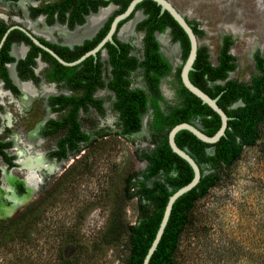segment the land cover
<instances>
[{
  "label": "rangeland",
  "instance_id": "obj_1",
  "mask_svg": "<svg viewBox=\"0 0 264 264\" xmlns=\"http://www.w3.org/2000/svg\"><path fill=\"white\" fill-rule=\"evenodd\" d=\"M47 1L39 0L41 3ZM170 1L191 22L197 23L202 31L198 36L199 44L206 47L211 64H217L223 37L235 35L230 53L235 58L236 69L228 78L249 84L251 77L258 73L253 53L258 50L264 59V0ZM25 5L26 1L16 5L0 0V20L7 24L24 22L45 37L62 41L56 34V26L59 25L50 29L42 27L44 17L35 21L30 19L23 12ZM256 13L261 15L263 21ZM165 32L169 40L163 44L158 41L163 54L174 64L171 73L161 79L163 99L160 104L166 111L179 103L174 73L181 66L182 57L178 44L171 42L167 30L156 35H165ZM129 34V37L133 35L132 29ZM133 43H139L137 37ZM176 45L177 51H174ZM133 53L138 55L140 51L135 48ZM104 76L106 80L109 77L106 68ZM131 78L132 85H143L141 72L133 73ZM30 88L33 95L22 107V99L15 104L16 99L1 101L0 141L13 143L14 140L13 148L22 170L16 169L19 166L16 164L12 169L13 177L9 174L4 179L0 177V187L5 189L1 192L0 200H6L7 204H12V209H17L0 222H7L35 201H40V211L36 219L33 217L34 222H22L18 233L10 237L0 234V264H125V247L120 242L105 244L101 236L108 224L110 211L118 202L123 206L122 216L128 225L136 224L152 211V204L136 192L138 181L142 178L139 173L147 165L142 153L154 149L158 142V135L147 127L150 107L145 115L146 128L123 137L120 135L118 113L112 106L114 96L107 88L99 89L95 95L103 99L104 113L100 114L94 108L78 113L81 128L90 135V141L80 143L78 150L68 152L64 159L45 156L48 161L44 153L55 149L56 141L65 129L50 136H43L39 132L38 135L39 120L46 112L48 119H60L66 110L57 112L45 107L44 97L38 95L53 93V88L66 93L69 91L62 84L44 86L39 92ZM4 95L0 93V96ZM36 96L38 98L29 106ZM262 144L264 128L257 145L245 147L239 160L222 176L220 182L197 201L194 211L196 220L181 236L175 255L176 264H264ZM7 152L15 155L11 148ZM26 158H38L39 162L28 167L24 164ZM4 164L0 157V167ZM69 168L72 169L71 173H67L62 185L43 199L50 193L54 182ZM209 171V168L205 170ZM154 179H163V176L160 174L149 179L147 184L150 185ZM15 181L25 186L24 194L21 193L22 185L18 186L22 195L15 193V185H12Z\"/></svg>",
  "mask_w": 264,
  "mask_h": 264
},
{
  "label": "trees",
  "instance_id": "obj_2",
  "mask_svg": "<svg viewBox=\"0 0 264 264\" xmlns=\"http://www.w3.org/2000/svg\"><path fill=\"white\" fill-rule=\"evenodd\" d=\"M91 1L96 2L97 0H69L70 3ZM146 1L153 4L156 11H147L149 17L145 22L154 21L155 26H151L148 33L146 57L140 64L146 66V74L150 77L149 81L152 90V119L150 127L152 132L158 135V142L150 152L142 153V156L148 161V165L144 171L139 173L142 175V178L138 181L136 192L152 204V211L141 218L136 224L128 225L124 222L122 216L123 206L118 202L111 209L108 224L101 236L102 242L105 244L113 245L120 242L125 247L127 250L125 264H142L159 227L168 197L175 190L187 184L193 177V170L188 162L171 150L167 138L168 131L178 123L193 122L197 119L204 133L213 135L221 123L219 115L207 104L202 103L200 98L191 93L183 85L180 78V67L176 69V75L174 76L176 95L180 99L179 103L169 107L166 111L159 104V100L162 99L158 88L159 77L169 74L171 66L159 53L158 43L154 39L152 31L154 29L162 30L165 26L170 25L173 30V39L179 40L181 43L183 60L188 55L190 45L187 34L170 13L168 11L160 13V6L155 1ZM53 7V5H50L39 9H49L51 11L37 12H48L49 21H52ZM75 16H77L78 22L82 23L84 21V16L79 11H75ZM61 18H64L63 13L61 14ZM193 30L197 35L202 34V31L197 29L196 25H193ZM95 43V40L86 41L84 46H76V58L85 49L93 47ZM230 43V37H224L220 47L218 63L215 66L208 60L206 47L200 46L193 62L194 69L189 71L191 82L208 95L215 97L220 94L217 104L225 110L230 119L227 121L225 134L214 144H209L198 139L186 129H182L176 133V144L180 148L188 149L189 153L200 166L201 177L196 186L175 200L162 236L148 264H176L175 255L181 236L192 223H195L194 211L197 201L208 195L210 189L220 182L222 176L227 174V171L239 160L245 147L256 146L258 140L261 138L264 128V59L259 53L255 54L256 67L259 73L252 77L249 84L235 79H227L228 72L235 68V58L228 52ZM124 46L128 47L127 44ZM45 54L51 57L49 53L45 52ZM92 58V56H89L82 61V66L75 71L77 76L69 80L72 88H82L84 90L81 97L78 99L66 96L51 98L53 104L57 101L61 102L59 107H56L57 110L68 107V112L62 120L51 119L48 122V126L42 131L43 134L49 135L65 129L64 135L57 142V150L51 153L52 156H56L57 158L65 157L67 148L74 149L77 147L79 141H86L88 139V135L81 130L80 124L77 121L79 105H85V101H91L94 106L101 109V101L91 98L95 87L102 85L99 77V64L97 66ZM53 60L58 66L64 68L55 59ZM131 60H133V66H135L137 64L135 58ZM112 62L114 65V78L111 80L109 86L117 94L115 108L120 111V118L123 120L122 133L139 131L140 115L145 111L147 97L140 89L131 91L125 89L123 83L126 80L122 79L120 75L121 62L119 61V54L112 56ZM87 63H90L91 67L93 66L89 78L78 75L80 72L87 70L85 66ZM150 70L153 71L152 75H149ZM3 73L6 76L4 68ZM6 79L9 82L7 76ZM217 80L224 82L222 84H209ZM236 101H241V104L231 108L230 106ZM84 108H87L86 105ZM7 146H9V142L0 143V155L7 162H10L11 157L4 152V148ZM212 146L214 147V151L207 153V148ZM260 150L264 151V144H262ZM207 168L211 171L205 172ZM71 170V168L66 170L54 182L50 193H47L43 199L50 196L52 191H55L57 187L62 185V180L67 173L70 175ZM160 174L163 176V179H154L150 185L147 184L149 179L155 178ZM39 203L40 201L32 202L7 222H0V234L3 237H10L11 234L18 233L22 222H34L38 216V211H40L38 209Z\"/></svg>",
  "mask_w": 264,
  "mask_h": 264
},
{
  "label": "flooded vegetation",
  "instance_id": "obj_3",
  "mask_svg": "<svg viewBox=\"0 0 264 264\" xmlns=\"http://www.w3.org/2000/svg\"><path fill=\"white\" fill-rule=\"evenodd\" d=\"M4 1L16 3V5H17V3H19L22 0H4ZM23 1L24 2L26 1V5L23 9L24 10L23 12H26L30 19H33L35 21V19H38L39 17H42V18L44 17V21H42V24L45 23L46 25L44 24L45 26L43 25L42 27H45L46 29H50L54 25H59L56 27H59V28L63 27L66 31L72 32L69 34H74L79 28L85 26L87 24V19L92 15L98 14L101 9H110V12L106 15V17L102 21V23L95 29V31L90 36L81 37L78 42H70V43L64 42V41H58L55 37H54L55 40L47 38V37H45V35H42L41 33H39V31L33 30L31 27H29L28 24H26L24 22L23 23L18 22V23L7 24L4 21L0 20V93L6 94L4 96H0V110H2V108H3V106H2L3 104L1 102L2 99L8 98L11 101L13 99H16V100H14V104L17 101L18 102L21 101L22 96H24V94H23L22 90L20 89V87L18 86L17 82L26 83L29 87L31 86L37 92L41 91L44 86L51 87L52 85L57 86L59 84H62V86L64 88H66L69 91V93L64 92V90H60V89L58 90V89L53 88V90H54L53 93H50L47 95H42V94L38 95V96L44 97L45 107H47V108L50 107L51 109H53L54 111H57V112L66 110V113L60 119H52V120H58V121L62 120L68 112V107H66L64 109L57 110L56 107H59L61 102L57 101L53 104L51 102V98L52 97L66 96V97H71L73 99H78L79 97L82 96V94L84 93V90L82 88H76V89L72 88L71 84L69 83V80L71 78H75L77 76L75 71H76V69H78L82 66V61H84L87 57L92 56L93 62L96 63L97 66L99 64V68H98L99 69V77H100V80L102 81V85L95 87V90H93V92H92L91 98H94V99L101 101L100 102L101 109H98L96 106H94V104H92L91 101L90 102L85 101V105L87 108H84L85 107L84 104L79 105V108L77 111V121L78 122L80 121L78 119V113L80 111L87 112L89 110V108H94L100 114L104 113L103 99L97 97L95 94L99 89L107 88L114 96L112 106H113L114 110L118 113L120 135H122L123 137L129 136V135L132 136L134 134L139 133L142 130V128L145 129L146 128L145 124L147 123V120L145 119V115H146L147 109L149 107L151 109V113H150L149 122L147 123V127L150 131H152V129L150 127L151 126L150 122L152 119V90H151V85H150V81H149L150 77H148V74H146V71H147L146 66L143 64H140V62L142 63L143 59L146 57L145 54H146V48H147V36H148L149 31H150V28H151V26L152 27L155 26L154 21H152V22L149 21L148 23L145 22L147 20V18L149 17V13L147 11H149V12L150 11H156L155 6H153V4H151L150 2H148L146 0H140L139 2L136 3L132 12L129 15L117 23L116 30L112 35L113 42L106 41L103 44V46L96 52L95 55L91 54V55L87 56L86 58H84L83 60H81L80 62H77L73 65H65V64H62L61 62H59L53 55H51V53H49L43 47L37 45L30 38L28 33L31 34L33 37H35L43 46L51 49L55 54H57L64 61L73 62V61L77 60L78 58H80L85 52L94 48L103 39V37L109 31L114 17L116 15L122 13L123 11H125L132 0H97L96 2L91 1V2H85V3H81V2L70 3L69 0H52V1L48 0L46 3H41V2H39V0H23ZM103 1H106V2H103ZM197 2H198V0H197ZM140 3H142V4H140ZM50 5L54 6L53 7V11H54L53 12V20L52 21H49L50 18H49L48 12H37V11H51L49 9L39 10L41 8H46ZM172 5L179 12H181L173 3H172ZM75 11H79L80 14L84 16V21L82 23L78 22L77 16H75ZM159 11H160V13H162L166 10L161 11V7H160ZM62 13L64 14L63 19L61 18ZM137 14H140L139 18L137 20H135L131 26L133 35H131L129 37V35H130L129 34L125 37V39H121L119 36L120 29L125 24H127L128 22H131L137 16ZM182 15L184 16L186 21L191 25L192 29H193V25H196L197 29H199L196 22H191L183 13H182ZM255 15H257V17H259V18L261 17V15L259 16L257 13ZM261 19H262V17H261ZM262 21H263V19H262ZM60 26H62V27H60ZM248 28H250L249 24H248ZM103 30H104V33H103ZM165 30L168 31L171 42L178 44L179 53L181 54V57H182V46H181V43L179 40L173 39V30H172V27L170 25L165 26L164 29H162V30L154 29L152 31L154 39L158 43L159 53L163 56V58H165L167 60V62L171 66V71H172L174 64H172L170 59L167 58L163 54V52L161 50V45L158 41L159 39H157L158 34L156 35L157 32H163ZM57 36H58V34H57ZM197 36H199V35H197ZM136 37L138 38L139 43H133V41L136 39ZM224 37H226V36H224ZM224 37H223V39H224ZM229 37L231 40V43H230V46H231L233 43V38H235V35L232 36L233 38L231 36H229ZM58 38H60V37L58 36ZM223 39H222V43H223ZM94 40L96 41V43L93 45V47H91L90 49H87V50L85 49V51L79 57L76 58V54H77V51H75L76 46H84L86 44V41H94ZM168 40H169V38H168ZM222 43H221V45H222ZM122 44H124V45L127 44L128 47H125ZM230 46L228 49L229 53H230ZM135 48L139 49L140 54L136 55L133 53V49H135ZM15 49L20 51L21 54L20 55L16 54L14 52ZM45 52L49 53L52 58L49 57V55H46ZM256 53H259V55L261 57H262V55L258 50L253 53L254 66H255V69L257 70V72L259 73V71L256 67V59H255ZM115 54H119V61L121 62L120 75H121L122 79L126 80L125 83H123L125 89L128 91L140 89L144 92V94L147 97L145 111L142 112L140 115V130L136 131V132H132V133H122L123 120H122V118H120L121 117L120 111L115 108V102H116V95L117 94H116V91L109 86L111 80L114 78V65L112 62V56H114ZM219 54H220V52H219ZM218 56H217V63H218ZM132 58H135V60H136L137 64L135 66H133L134 63H133V60H131ZM53 59H55L58 63L63 65L64 68H61V66H58L56 64V62H54ZM184 61L185 60H183V58H182V64L180 66V71H181V67H182ZM234 63H235V68H234V70H235L236 69L235 59H234ZM263 64H264V62H263ZM212 65H214V64H212ZM85 66H86L87 70L80 72L78 75L84 76L85 78H89L91 76V73H92L91 69L93 68V66L91 67L90 63L85 64ZM3 68L6 71V76L8 77L9 82L6 79V76H4ZM105 68L107 69V74L109 76L107 80L104 76V69ZM176 69H175L174 76L176 75ZM234 70H232V71H234ZM137 71L141 72V77H142V82H143V85H141V86L132 85L131 76L133 73H136ZM232 71H229L228 75ZM152 72L153 71L150 70L149 75H152ZM166 75H168V74H165V75H162L159 77L158 88H159L161 95H162L161 79ZM254 75H256V74H254ZM252 77H251V79H252ZM227 79H230V78H228V76H227ZM217 81H219V80H217ZM217 81L210 82L209 84L210 85L216 84ZM239 82H241V81H239ZM250 82H251V80H250ZM38 96H36L34 99L32 98L33 101L29 104V106L32 105V103L35 101L36 98H38ZM176 97H177V95H176ZM162 99H163V95H162ZM162 99L159 100V104H160V101ZM234 104H236V105L233 106ZM240 104H241V101H236L230 107L233 108V107H236ZM29 106H27L23 109H26ZM20 107H22V106H20ZM46 114H48V113L46 112L45 115L43 116V118L39 120L41 125L37 129L36 134H38V132L43 136H50V135L55 134V133H53V134L45 135L42 132L48 126V122L51 120V118L48 119L49 115L46 117ZM3 118L7 119L5 117H3ZM8 118H9V122H10V117L8 116ZM193 122L198 123V120L195 119ZM79 124H80V122H79ZM80 128H81V125H80ZM81 130H82V128H81ZM59 131H57L56 133H58ZM83 132L88 135V139L86 141H84V140L79 141L77 143V147L74 149L67 148L65 157L57 158L56 156H52V154H51L52 151L57 150V148H58L57 142H58L59 138H61L64 134L61 137H59L58 140L56 141L55 149L50 150L48 153H44V157L48 156L49 159L61 160V159H64L67 157L68 152H71V153L76 152L78 150L80 143H86V142L90 141V135L88 133H86L85 131H83ZM1 142H9V146L4 148V152L8 156L11 157L10 162H7L4 159V157L2 155H0L2 160L5 162L4 166L0 167V177H3V179H4L6 174H9L10 176H12V169L16 166V164H19V166H16V169L22 170V167H21V163L18 161L19 157L13 148L14 140H13V143L11 141H0V143ZM9 148H11L16 155V161L15 162H14L15 155L9 154L7 152V149H9ZM147 165H148V161H147ZM147 165H146V167H147ZM146 167H145V169H146ZM12 185H15V191H16L15 193L19 194L20 190H19L18 186H20V185L23 186V191L21 193L26 192V188L22 183L15 181V182H12ZM0 186H1V184H0ZM4 190H5L4 188L0 187V192H2ZM19 195H22V194H19Z\"/></svg>",
  "mask_w": 264,
  "mask_h": 264
},
{
  "label": "water",
  "instance_id": "obj_4",
  "mask_svg": "<svg viewBox=\"0 0 264 264\" xmlns=\"http://www.w3.org/2000/svg\"><path fill=\"white\" fill-rule=\"evenodd\" d=\"M139 1L140 0H132L125 11H123L122 13H120L114 17V19L111 23L110 29L107 32V34L103 37V39L94 48L85 52L80 58H78L77 60H75L73 62L64 61L57 54H55L51 49L43 46L31 34L28 33V35L37 45L43 47L45 50H47L49 53H51V55H53L59 62H61L62 64H65V65H73L77 62H80L81 60H83L84 58H86L87 56H89L91 54L95 55L96 52L103 46V44L106 41L113 42L112 35L116 30L117 23L120 20L127 17L132 12L136 3ZM153 1H155L157 4L160 5L161 11L166 10L170 13V15L174 18V20L185 31V33L187 34V37L189 39V45H190L189 52H188V55H187L183 65H182L181 71H180V78H181L183 85L191 93H193L198 98H200L202 103L207 104L213 111H215L219 115L221 123H220L218 130L213 135H207L206 133H204L202 127L196 122H181V123H178V124L174 125L173 127H171V129L168 131L167 138H168V143H169L171 150L188 162V164L191 166V168L193 170V177L187 184H185L182 187L175 190L168 197V201L166 203L164 213H163V216L161 218L159 227L156 231L155 237L152 240L151 245L148 248V251H147V253L143 259L142 264H148L152 253L156 249L157 244H158V242L162 236V233H163L164 228L166 226V223L168 221V218H169V215H170V212H171V209H172V206H173L175 200L179 196H181L182 194H184L185 192L189 191L194 186H196V184L199 182L200 177H201L200 166L197 164L195 159L189 153L188 149L187 148H180L176 144V142H175L176 133L182 129H186V130L190 131L191 133H193L198 139H200L206 143H209V144H214L220 139L221 136H223L225 134V130L227 127V121L230 119V117L227 115L225 110L222 109L217 104V100H218L220 94H218L215 97H211L206 92H204L201 88H199L194 83H192L190 78H189V71L194 69L193 68V62L196 58L197 50L200 46L197 34L193 31L191 25L186 21V19L182 15V13L179 12L172 5V3L169 0H153ZM235 105L236 104H234L233 106H235ZM213 151H214L213 146L207 148V153H212ZM1 194L2 193L0 192V197H1ZM12 208H13V206L11 203L7 204L6 200H4V199L0 200V219L6 220L7 217L12 215V213L15 212V210H17L16 208H14V209H12ZM7 211H8V213H7Z\"/></svg>",
  "mask_w": 264,
  "mask_h": 264
},
{
  "label": "bare ground",
  "instance_id": "obj_5",
  "mask_svg": "<svg viewBox=\"0 0 264 264\" xmlns=\"http://www.w3.org/2000/svg\"><path fill=\"white\" fill-rule=\"evenodd\" d=\"M22 3H24L23 0L20 1L18 4L21 5ZM109 12H110V9H101L98 14L90 16L87 19V24L85 26L79 28L74 34H69V33L65 32L62 28H59V27H57V29H56L57 34L62 39V41H64V42H69V43L70 42H78L81 37L90 36L95 31V29L102 23V21L105 19L106 15ZM139 15L140 14H137V16L131 22H128L127 24H125L120 29L119 36L121 39H125V37L127 35H129L131 26L134 23V21L139 18ZM157 37L162 44L164 42L168 41V36H167L166 32H165V35L158 34ZM174 49H175L174 51H177V45ZM14 52L18 55L21 54V52L16 50V49ZM17 84L24 94L22 101H21V106H24L27 104V102L30 101L29 99L33 95V91H31L32 89L26 83L17 82ZM38 162H39L38 158H36L34 160H32V159L27 160V158H26V161L24 162V164L27 165L28 167H32L33 165H37Z\"/></svg>",
  "mask_w": 264,
  "mask_h": 264
}]
</instances>
